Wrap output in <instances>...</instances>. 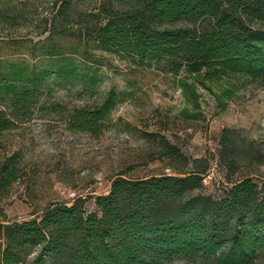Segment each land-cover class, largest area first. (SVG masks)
Segmentation results:
<instances>
[{
    "label": "rangeland",
    "instance_id": "1",
    "mask_svg": "<svg viewBox=\"0 0 264 264\" xmlns=\"http://www.w3.org/2000/svg\"><path fill=\"white\" fill-rule=\"evenodd\" d=\"M51 1L0 0V109L10 111L8 85L32 91L28 111L0 135V161L12 155L19 173L7 194L0 191V222L39 219L49 204L75 200L94 211V198L108 192L115 175L179 174L194 159L207 163L204 192L214 198L243 177L262 189L264 77L174 75L163 61L101 49L75 24L38 34L43 16L53 13ZM96 2H74L73 9L92 11ZM181 81L193 83L195 95ZM109 92L114 102L99 135L71 126L75 108ZM155 264L207 263L174 257Z\"/></svg>",
    "mask_w": 264,
    "mask_h": 264
},
{
    "label": "trees",
    "instance_id": "2",
    "mask_svg": "<svg viewBox=\"0 0 264 264\" xmlns=\"http://www.w3.org/2000/svg\"><path fill=\"white\" fill-rule=\"evenodd\" d=\"M81 1H51L53 13L43 16L38 34L51 33L56 23L75 24L80 37L101 49L163 61L174 75L264 77V0H97L92 11L73 9ZM180 86L195 95L193 83ZM13 88L7 86L10 111L0 109V135L31 105L30 89ZM114 97L109 92L75 108L71 126L99 135ZM221 143L228 145L225 135ZM199 161L179 174L119 173L108 192L94 198V211L75 200L49 204L39 219L0 222V264H24L31 250L36 254L26 264H155L174 257L264 264V186L243 177L214 198L204 192L208 165ZM18 178L12 155L0 161V191L7 194Z\"/></svg>",
    "mask_w": 264,
    "mask_h": 264
},
{
    "label": "built area",
    "instance_id": "3",
    "mask_svg": "<svg viewBox=\"0 0 264 264\" xmlns=\"http://www.w3.org/2000/svg\"><path fill=\"white\" fill-rule=\"evenodd\" d=\"M70 197L71 198H76V197H78V194L75 191H73V192L70 193Z\"/></svg>",
    "mask_w": 264,
    "mask_h": 264
}]
</instances>
